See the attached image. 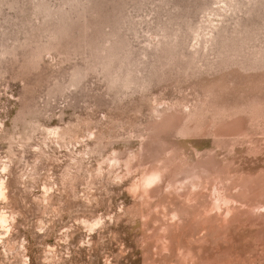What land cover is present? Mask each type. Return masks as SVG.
Segmentation results:
<instances>
[{
    "label": "rangeland",
    "instance_id": "obj_1",
    "mask_svg": "<svg viewBox=\"0 0 264 264\" xmlns=\"http://www.w3.org/2000/svg\"><path fill=\"white\" fill-rule=\"evenodd\" d=\"M0 264H264V0H0Z\"/></svg>",
    "mask_w": 264,
    "mask_h": 264
},
{
    "label": "bare ground",
    "instance_id": "obj_2",
    "mask_svg": "<svg viewBox=\"0 0 264 264\" xmlns=\"http://www.w3.org/2000/svg\"><path fill=\"white\" fill-rule=\"evenodd\" d=\"M2 190V189H1Z\"/></svg>",
    "mask_w": 264,
    "mask_h": 264
}]
</instances>
